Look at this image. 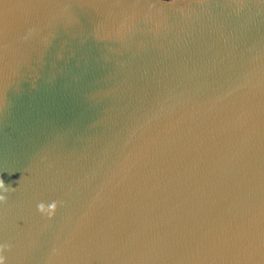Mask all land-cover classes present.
Segmentation results:
<instances>
[{
  "label": "water",
  "instance_id": "water-1",
  "mask_svg": "<svg viewBox=\"0 0 264 264\" xmlns=\"http://www.w3.org/2000/svg\"><path fill=\"white\" fill-rule=\"evenodd\" d=\"M0 181L4 264H264V0H0Z\"/></svg>",
  "mask_w": 264,
  "mask_h": 264
},
{
  "label": "clouds",
  "instance_id": "clouds-1",
  "mask_svg": "<svg viewBox=\"0 0 264 264\" xmlns=\"http://www.w3.org/2000/svg\"><path fill=\"white\" fill-rule=\"evenodd\" d=\"M12 191H15V188H12L11 186H5V184L0 181V204L7 203V197L8 194ZM62 203L60 201H54L49 204H45L44 202H40L37 204V211L42 215L47 217L49 220H51L56 212L58 205ZM10 246L8 244L0 245V264H4L5 257L3 255L5 249H9Z\"/></svg>",
  "mask_w": 264,
  "mask_h": 264
}]
</instances>
